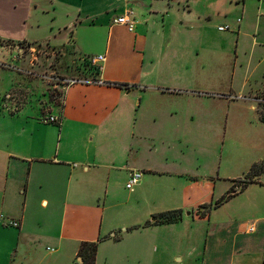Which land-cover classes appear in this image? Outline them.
<instances>
[{"label": "crops", "instance_id": "0c3cea01", "mask_svg": "<svg viewBox=\"0 0 264 264\" xmlns=\"http://www.w3.org/2000/svg\"><path fill=\"white\" fill-rule=\"evenodd\" d=\"M121 1L0 0V212L19 222L15 228L0 220V251L16 258L49 241L57 250L70 247L80 259V243L96 242L97 264L101 209L85 202L83 189H105L108 196L117 188L113 174L124 173L126 184L132 171H140L137 184H124L129 204L114 209L123 216V233H111L113 244L126 248L118 251V261L143 264L157 246L167 254L184 246L199 264H264V170L248 182L236 185L234 179L235 192L223 199L229 185H219L200 162L195 165L198 156L190 157L222 110L209 105L222 97L216 75L198 72L197 53L189 52L209 27L180 22L167 28L169 11L159 13L152 0H138L130 31L114 23L130 10L121 12ZM159 14V41L165 34L166 40L158 43L147 23ZM237 19L236 43L250 40L252 50L263 53L258 63L264 62V26L257 21L242 31ZM174 32L187 53L173 54ZM31 45L61 51L67 45L81 58L104 60L92 61L98 70L90 80L64 78L60 104L44 99L29 105L38 87L23 79L20 57ZM13 91L16 99L9 98ZM256 100L264 102V96ZM49 115L57 122L44 123ZM171 210L181 211L179 220L156 221ZM195 229L202 233L200 244Z\"/></svg>", "mask_w": 264, "mask_h": 264}, {"label": "rangeland", "instance_id": "374dc122", "mask_svg": "<svg viewBox=\"0 0 264 264\" xmlns=\"http://www.w3.org/2000/svg\"><path fill=\"white\" fill-rule=\"evenodd\" d=\"M152 6L159 13L168 12V19L164 18V25H179L180 22L198 25L203 22L208 26L206 34H199L198 40L192 43V49L187 50L186 42L180 34L174 32L172 41L173 54L192 51L197 53L198 72L201 74L216 75V92L222 94L220 99L213 101L212 107L221 108L216 127L212 131L201 132L203 142L199 145V153L191 152V160L196 159V166L200 164V170L204 174L216 176L219 185L240 184L246 178H252L248 170L244 173L245 166H252L259 161L264 162V121L260 119L259 102L256 100L264 94V62L258 63L262 58V51L251 48V41L243 39L236 43L237 18H241L240 28H254L257 21L259 26H264V0H152ZM148 4L149 1L141 0ZM174 7L170 8V4ZM138 0H123L120 7L133 10L138 14ZM244 7V13H242ZM170 9V10H169ZM214 13V14H213ZM212 14V15H211ZM212 16L208 19L206 16ZM161 14L157 19L149 18L147 26L158 43L161 29ZM166 19V20H165ZM230 25L229 31H218L217 26ZM199 26V25H198ZM179 37V38H177ZM180 44L177 46L176 43ZM185 43V44H184ZM254 49V48H253ZM187 50V51H185ZM8 56V55H7ZM4 57L6 55L4 54ZM20 59L22 68L25 69L24 80L28 84H36L30 95L31 105H39V100H48L51 104H60L62 87L67 84L64 78H76L90 80L97 73V67L87 57H80L70 46L53 49L42 45H31L22 51ZM206 59L212 60L209 64ZM29 72V73H27ZM221 81V82H219ZM68 82V81H67ZM17 91H13L9 98H17ZM261 93V94H259ZM21 98V97H20ZM256 98V99H255ZM8 100L7 97H3ZM206 148V149H204ZM236 180L233 182V180ZM112 180L117 184L112 193L105 196V189H83L87 199L85 202L97 206V222L102 219L101 231L98 239L100 245L97 251V264H126L118 261V251L126 248L114 247L115 236L123 233L118 221L123 216L117 215L115 208L124 207L130 202V196L125 189L124 173L112 175ZM101 191V193H99ZM74 196L75 189L72 190ZM98 196V198L96 197ZM97 198V199H96ZM88 200V201H87ZM191 211V210H189ZM188 211H185V214ZM188 228V227H187ZM188 232V229H186ZM194 234V230L190 231ZM194 242L200 244L202 233L195 229ZM200 235V236H198ZM175 245V243H174ZM56 245L47 241L36 247L35 251L24 250L16 258L6 256L0 251V264H80L82 259L76 258L70 247H62L54 252ZM1 250V249H0ZM166 254V255H164ZM143 264H199L196 253L188 255L185 247L176 254L163 253L157 246L145 259Z\"/></svg>", "mask_w": 264, "mask_h": 264}, {"label": "trees", "instance_id": "16d2710c", "mask_svg": "<svg viewBox=\"0 0 264 264\" xmlns=\"http://www.w3.org/2000/svg\"><path fill=\"white\" fill-rule=\"evenodd\" d=\"M4 44H11V41H2ZM18 45H22V42H18ZM122 86V84H121ZM259 114L260 119L264 121V104H259ZM264 170V167H262V163H254L249 171V175L258 174L260 171ZM247 180L241 181L248 182L251 180L250 178H246ZM235 192V189H231L227 195L223 197V199H227L228 197L232 196V194ZM181 217V211L180 210H171L163 212L159 215H156V221L158 223L162 222H175L179 220ZM97 244L96 242H81L79 249H78V256L81 257L82 262L80 264H95V254H96Z\"/></svg>", "mask_w": 264, "mask_h": 264}, {"label": "built area", "instance_id": "2783aa9c", "mask_svg": "<svg viewBox=\"0 0 264 264\" xmlns=\"http://www.w3.org/2000/svg\"><path fill=\"white\" fill-rule=\"evenodd\" d=\"M133 14V11L127 10L125 13H123L122 15L118 16L115 20L114 23L117 24H121L127 27L128 30L132 31L134 29V20L131 18V15ZM239 21V19H237ZM219 30H228L229 26L225 25V26H218ZM104 60V55H98L96 58H93L92 61L97 62V61H102ZM75 79H69L70 83L75 82ZM42 121L44 123H55L57 122V118L53 115H49L47 117L42 118ZM141 178V172L140 171H132L129 174V179L125 184L126 188H131L132 186H134L135 184H137L139 182ZM0 220L3 221V223L7 226H11V227H19V222L17 220L14 219H7L4 214L2 212H0Z\"/></svg>", "mask_w": 264, "mask_h": 264}]
</instances>
